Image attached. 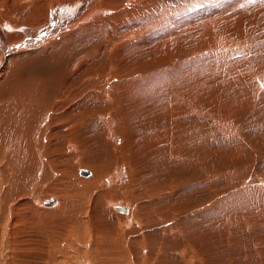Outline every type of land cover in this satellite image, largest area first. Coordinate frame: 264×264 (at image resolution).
Listing matches in <instances>:
<instances>
[{
	"label": "rangeland",
	"instance_id": "374dc122",
	"mask_svg": "<svg viewBox=\"0 0 264 264\" xmlns=\"http://www.w3.org/2000/svg\"><path fill=\"white\" fill-rule=\"evenodd\" d=\"M160 8L167 13L162 19ZM55 9L63 15L71 10ZM143 11L135 13L144 23L135 34L115 36L98 26L79 30L57 55L41 54L19 68V80L52 75L54 99L62 89L73 92L61 103L60 124L50 132L54 137L53 132L66 129L56 140L70 142L56 153L47 150L54 160L45 163L53 179H46L50 171L40 174L37 152L22 156L20 172L33 178L35 188H17V199L6 204L15 202L16 213H28L27 229L36 243L45 222L65 227L73 214L86 217L88 237L120 233L127 216L117 212L132 208L136 219L126 238L137 264H264V86L258 85L264 77V0H146ZM208 13L216 25L206 24ZM16 15L13 22L28 21ZM36 25L41 26L25 23L27 28ZM85 37L92 43H85ZM75 47L91 57L78 62ZM103 55L112 57V67L120 66L117 77L106 81L114 76L109 67L102 80L92 81L87 72ZM58 62L68 65L64 75L58 73ZM135 76L146 79L140 84L148 88L177 86L190 102L175 107L166 97L146 104L130 101L138 89ZM90 89L111 91V99H80ZM191 109L195 118H187ZM120 166L132 177L128 186L111 182ZM8 174L13 176L5 168ZM54 197L56 203L46 207L55 208L42 212L38 205ZM117 201L128 210L112 206ZM67 239L68 232L61 235ZM29 264H42L40 254Z\"/></svg>",
	"mask_w": 264,
	"mask_h": 264
},
{
	"label": "bare ground",
	"instance_id": "6f19581e",
	"mask_svg": "<svg viewBox=\"0 0 264 264\" xmlns=\"http://www.w3.org/2000/svg\"><path fill=\"white\" fill-rule=\"evenodd\" d=\"M65 1L0 0V264H29L36 254H40L42 264H137L129 250L128 238H126L131 235V233L129 234L131 230H126L127 227L132 228V221L136 219L134 217L136 214L135 209L131 208L128 213L116 211L120 216H127V220L121 223L120 229L122 231L120 230V233L112 231L103 237H88L86 235L88 229L86 217L82 214H73L71 216L74 217L70 218V216L67 219L65 227H52L48 222H45L43 238L39 239L40 243H36L30 238V231L27 229L28 213H16L14 209L15 202L6 204L8 200L17 199L13 196V192L17 188L24 186L30 189L35 188L33 178L28 180L26 178L27 173L20 172L21 165H19V162L22 163V156H26L29 152H37L41 164L40 174L43 176L44 172H51L45 163H48V159L49 163L54 161L47 155V150L52 149L56 153L69 140L66 138L56 140L58 137L65 136L66 129L53 132L54 137L50 135V132L55 125L60 124L56 121L58 120L61 103L65 98H69L73 92L62 89L60 90L61 97L54 99L52 87L54 78L52 75L44 74L40 78L31 75L19 80L22 77L19 74V68L41 54L47 57L57 55L66 48L68 38L76 31L98 26L101 30L120 36L122 31L131 35L135 34L139 27L144 26V23L135 16V13L137 11L144 13L146 0H80L77 3L75 2L76 4L64 3ZM137 3L138 5H136ZM57 6H68L71 10L63 15L60 10L55 9ZM248 9L251 8L248 7ZM215 12L221 15V10ZM19 13L23 14L22 16L30 23H40L41 26L36 25L34 26L36 28H27L29 26L25 27V23H28V21L24 22L23 20L18 23L20 19H17L16 22H13L12 17H17L16 14ZM159 15L162 19V16H166L167 13L163 8H160ZM149 16L148 14V18ZM142 20L145 21L146 18ZM214 21L213 13H208L205 19L206 24ZM213 25H216V23L214 22ZM222 27L229 26L224 24ZM172 32H175V30ZM20 36H22L21 40L14 41ZM28 36L30 37L27 38ZM163 36L161 35V37ZM83 41L92 43V39L88 37H85ZM99 41L104 49L111 52L102 38H99ZM119 41L118 39L115 43L118 44ZM127 42L128 40L122 42L126 48L129 47ZM237 46L239 45L237 44ZM100 49L98 47L94 51H100ZM73 52L77 55L78 62L84 57L88 56L87 59L91 57L89 51L76 47L73 48ZM83 52L87 55L82 54ZM111 60V56L103 55L97 63V67L87 72L88 77L92 81L102 80L109 71L108 68L112 67ZM57 67L59 69L58 73L62 75L68 71L67 64L62 65L58 62ZM119 69L120 66H113L111 71L114 72V76L107 78L106 81L115 80L117 77L116 71ZM143 76L148 79L147 73H144ZM143 79L141 76L133 78L138 83V89H144V91L137 89L131 97L127 98L128 100L131 101V98L139 99L144 104L158 97H166L175 107L180 104L188 105L190 102L185 99L182 90L177 86H167L162 85V83L153 88H148L146 85L140 84ZM258 79L260 82L258 85L260 87L264 86V77ZM190 89L187 87L188 93ZM110 93L111 91L104 93L90 89L89 93L83 95L80 99L85 102L95 100L103 102L111 99ZM47 97H49V100L46 99ZM139 103L137 102V107L141 106ZM190 116L196 117L195 109H191V112L187 114V118ZM226 127L230 130L233 129L229 125H226ZM48 166L53 165L48 164ZM5 168L8 172L13 173V176L8 174L6 178L4 175ZM53 172L55 174V170ZM85 173H88V171H85ZM51 176L52 172L46 179H53V176ZM111 182L117 187L128 186V183L132 182V177L124 166H120L117 169V178ZM42 198L44 197L40 196L37 203ZM55 203L56 197L45 200V206H38L42 212H48L55 207L46 206ZM112 206H116L121 211L128 210L127 205H122L120 201L114 202ZM129 213H132V215H129ZM58 218L59 215L54 217V219ZM67 232L69 239L61 240V235ZM90 255H95L97 259L102 257L104 260L100 259L98 262L94 260L93 262L89 257Z\"/></svg>",
	"mask_w": 264,
	"mask_h": 264
}]
</instances>
